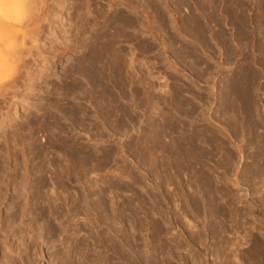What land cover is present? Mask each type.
Wrapping results in <instances>:
<instances>
[{"label":"rangeland","instance_id":"374dc122","mask_svg":"<svg viewBox=\"0 0 264 264\" xmlns=\"http://www.w3.org/2000/svg\"><path fill=\"white\" fill-rule=\"evenodd\" d=\"M227 3L0 6V260L264 264V0Z\"/></svg>","mask_w":264,"mask_h":264},{"label":"bare ground","instance_id":"6f19581e","mask_svg":"<svg viewBox=\"0 0 264 264\" xmlns=\"http://www.w3.org/2000/svg\"><path fill=\"white\" fill-rule=\"evenodd\" d=\"M3 1H4V0H0V2H2V3L0 4V6H1L2 4L6 3L8 0H7L6 2H5V1L3 2ZM226 1H227V0H226ZM87 2H88V1H87ZM87 2H86V4H87ZM262 2H263V1H262ZM228 3H229V0H228ZM228 3H227V6H226V7H228ZM260 3H261V0H260ZM20 4H21V3H20ZM25 4H26V3H25ZM29 4H30V3H29ZM261 4H263V8H264V3H261ZM261 4H260V5H261ZM27 5H28V4H27ZM229 5H230V4H229ZM239 5H240V4L237 5V8H235V10L238 9V7H241V6H239ZM87 6H88V5H87ZM234 6H235V5H234ZM234 6H233V7H234ZM17 7H18V6H17ZM26 7H27V6H26ZM224 7H225V6H224ZM226 7H225V8H226ZM258 7H259V6H258ZM228 8H229V7H228ZM261 8H262V7H261ZM261 8H259V9H261ZM263 8H262V9H263ZM0 9H1V8H0ZM17 9H18V8H17ZM22 9H23V8H22ZM242 9H243V8H242ZM242 9H241V10H242ZM225 10H226L227 12L229 11V10H227V9H225ZM233 10H234V9H233ZM230 11H231V10H230ZM237 11H238V10H237ZM233 12L235 13V11H233ZM233 12H232V13H233ZM241 12H242V13H238V14L242 15V14L244 13L243 10H242ZM230 13H231V12H230ZM234 13H233V14H234ZM263 13H264V10H263L262 13H259V14L262 15ZM51 14H52V13H51ZM227 15H228V13H227ZM240 15H237V14H236L235 17H234V15H233V17H234V19L236 20V23H235V24L238 26V31H239V32L236 31V34H237V33L239 34V37H240L239 40L242 42V41H244L245 39H247V38H246L247 35L244 36L247 32H245V34L243 33V32H244V28H245V23H246L247 26H250V24L248 25L247 22L245 21V19H244V18H246L245 16H244V18H243V17H242L243 15H242V16H240ZM257 15H258V13H257ZM263 15H264V14H263ZM225 16H226V15H225ZM258 17H259V16H258ZM262 17H263V19H264V16H262ZM262 17H261V18H262ZM230 18H232V16H231ZM234 19H233V20H234ZM258 19H259V18H258ZM231 20H232V19H231ZM229 21H230V20H229ZM247 21H248V20H247ZM258 21H259V20H258ZM251 22H252V21H251ZM115 23H116V22H115ZM231 23H232V22H231ZM263 23H264V22H263ZM120 24H121V22H120ZM118 25H119V24H118ZM118 25H117V26H118ZM122 25H123V24H122ZM233 25H234V24H233ZM236 25H235V26H236ZM237 26H236V29H237ZM247 26H246V28H247ZM122 27H123V26H122ZM263 27H264V26H263ZM236 29H235V30H236ZM261 29H262V28H261ZM245 30H246V29H245ZM248 32H249V31H248ZM238 34H237V35H238ZM244 38H245V39H244ZM239 40H238V42H239ZM245 41H246V40H245ZM241 42H240V44H241ZM245 45H246V44H245ZM107 47H108V46H107ZM112 47H113V46H112ZM243 47H244V46H243V44H242V48H243ZM104 49H105V47H104ZM110 49H111V48H109V49H107V50H110ZM91 50H92V49H91ZM102 50H103V49H102ZM120 50H121V49H120ZM116 51H117V50H116ZM116 51H115V52H116ZM2 52H3V51H2ZM9 52H10V51H9ZM106 52H108V51H106ZM109 52H110V51H109ZM109 52H108V53H109ZM123 52H124V51H123ZM13 53H14V52H13ZM17 53H19V51H18ZM17 53H16L15 55H17ZM108 53H104L103 51H101V49H98L97 52H91V53H89V55H88L87 57H85V58L83 59V60H84V61H83V64H87V65H92V64H93V65H95V64H98L99 62L101 63V61H102V63H103V60L105 59V57L109 58L108 56L110 55V53H109V55H108ZM111 53H112V52H111ZM117 53H118V52H117ZM118 54L120 55V59H121V54H120V52H119ZM114 55H115V54H114ZM119 55H116V57L118 56L117 59H116V60H117V63L120 62V61H118ZM116 57H114V58H116ZM120 59H119V60H120ZM130 59H131V58H130ZM246 60H247V59H246ZM114 61H115V60H114ZM121 61H122V60H121ZM243 61H244V60H243ZM250 61H251V60H250ZM115 63H116V62H115ZM122 63H123V62H122ZM248 63H249V61H248ZM113 64H114V63H113ZM116 69H117L118 71L121 70V68H119V67L117 68V66H116ZM241 70H242V69H241ZM76 73H77L78 75H81L82 77H85V78H88V75H90V74L85 73V70H83V71H80V70H79V71H77ZM90 76H91V79H92V77H94V75H90ZM243 76H244V75H243ZM245 77H246V76H245ZM242 78H243V77H242ZM243 79H244V78H243ZM240 80H241V79H240ZM87 81H88V80H87ZM238 82H239V81H238ZM242 82H243V81H242ZM232 83H233V82H232ZM235 84H236V83H235ZM234 86H235V85H234ZM236 87H237V86H236ZM7 88H8V87H7ZM237 92H238V91H237ZM237 92H236V93H237ZM0 93H1V92H0ZM105 93H106V92H105ZM3 94H4V93H3ZM5 94H6V93H5ZM236 98H237V97H236ZM235 100H236V99H235ZM238 101H239V100H238ZM114 108H115V107H114ZM114 108H112V109H113L114 112H116V110H114ZM106 109H107V108H106ZM117 111H118V110H117ZM110 114H111V113H110ZM242 116H243V115H242ZM161 120H163V119L161 118ZM164 120H166V119L164 118ZM164 120H163V121H164ZM164 122H166V121H164ZM173 141H174V140H173ZM174 142H175V141H174ZM186 142H187V141H186ZM186 142H185V143H186ZM189 142H190V141H189ZM174 144H175V143H174ZM174 144H173V146L175 147L176 145H174ZM188 144H189V143H188ZM186 145H187V144H186ZM179 146H180V145H179ZM180 147H181V146H180ZM183 147H184V146H183ZM160 148H161V147H160ZM172 148H173V147H172ZM175 148H176V147H175ZM185 148L188 149L189 147H188V148L185 147ZM176 149L178 150V148H176ZM176 149H173L171 153H173V151H175ZM181 149H182V148H181ZM183 149H184V148H183ZM161 150H162V149H161ZM177 150H176V151H177ZM176 151H175V152H176ZM178 151H179V152H176V154H175V152H174L173 154H175V156H176V155L179 153V155H180V157H181L184 153H187V152H184V150H181V151L184 152V153H182V154H181V151H180V150H178ZM189 151H190V150H189ZM169 152H170V151H168L167 153L170 154ZM191 153H192V151H191ZM77 154H78V153H77ZM168 154H166V155H168ZM78 155H79V154H78ZM78 155H77V156H78ZM79 156H80V155H79ZM170 156H171V155H169V157H170ZM185 156H187V157L189 156V157H190V154H187V155H185ZM185 156L183 155V157H184V159H182L183 161H184L185 158H186ZM191 156H192V155H191ZM166 157H167V156H166ZM176 157H177V156H176ZM180 157L178 158L179 160H181ZM81 158H82V157H81ZM167 158H168V157H167ZM172 158H174V157H172ZM169 159H171V158H169ZM174 160H175V158H174ZM183 161H182V163H183ZM184 162L187 163V160H185ZM40 164H41V163H40ZM42 164H43V163H42ZM42 168H43V167H42ZM39 170H42V169L40 168ZM39 172H40V171H39ZM41 172H42V171H41ZM261 176H262V175H261ZM263 176H264V174H263ZM158 234H159V233H158ZM76 243H77V242H76ZM80 243H82V242H80ZM227 243H228V242H227ZM227 243H226V244H227ZM84 244H85V243H84ZM80 245H81V244H80ZM82 245H83V244H82ZM82 245H81V246H82ZM233 245H234V244H233ZM238 245H239V244H238ZM77 246H78V245L76 244V247H77ZM115 246H116V245H115ZM224 246H226V245H224ZM79 247H80V246H79ZM112 247H113V246H112ZM228 247H229V245H228ZM231 247H233V246H231ZM231 247H229V249H230ZM113 248H114V247H113ZM224 248H225V247H224ZM111 249H112V248H111ZM118 250H119V249H118ZM121 250H122V249H121ZM231 250H232V249H231ZM231 250H230V251H231ZM112 251H114V249H113ZM228 251H229V250H228ZM232 251H233V250H232ZM3 252H4V251H3ZM5 252H6V251H5ZM5 252H4V255L2 256V258H1L0 261H6V264H10V263H9V259H10V258H9V256H8V253L6 254ZM118 253H121V251H120V252L118 251ZM123 253H124V252H123ZM11 254H12V252H11ZM67 254H68V253H67ZM9 255H10V251H9ZM115 255L117 256L116 252H115ZM115 255H114V256H115ZM235 255H236V254H235ZM11 256H13V255H11ZM68 256H69V254H68ZM118 256H119V255H118ZM120 256L122 257V256H124V255H120ZM233 256H234V253H233ZM259 256H260V255H259ZM230 257H231V256H230ZM100 258H102V257H100ZM100 258H99V259H100ZM116 258H117V257H115V259H116ZM118 258H119V257H118ZM118 258H117V261H118ZM126 258H127V257H126ZM136 258H137V257H136ZM231 258H232V257H231ZM234 258H235V257H234ZM257 258H258V257H257ZM259 258H260V257H259ZM263 258H264V257H263ZM97 259H98V258H97ZM99 259H98V260H99ZM123 259H124V257H123ZM128 259H129V257H128ZM128 259H127V260H128ZM10 260H11V259H10ZM102 260H103V259H102ZM104 260H105V259H104ZM120 260H121V259H120ZM136 260H137V259H136ZM236 260H237V259H236ZM262 260H264V259H262ZM262 260H261V261H262ZM105 261H106V260H105ZM121 261L123 262V261H125V260H121ZM121 261H120V262H121ZM129 261H130V260H129ZM131 261H132V260H131ZM137 261H138V260H137ZM139 261H140V260H139ZM231 261H233V260H231ZM258 261H259V260H258ZM10 262H11V261H10ZM68 262H69V261H68ZM106 262H107V261H106ZM125 262H126V261H125ZM235 262H236V261H235ZM99 263H100V262H99ZM134 263H135V260H134V262H132V263H128V264H134ZM136 263H137V262H136ZM138 263H139V262H138ZM157 263H158V262H157ZM160 263H161V262H160ZM160 263H159V264H160ZM230 263H231V262H230ZM263 263H264V261H263ZM12 264H13V263H12ZM70 264H72V263H70ZM123 264H124V263H123ZM125 264H126V263H125ZM139 264H140V263H139ZM146 264H147V263H146Z\"/></svg>","mask_w":264,"mask_h":264}]
</instances>
